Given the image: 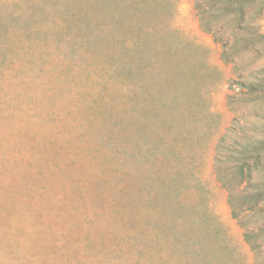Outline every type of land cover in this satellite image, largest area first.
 Here are the masks:
<instances>
[{"label":"rangeland","instance_id":"1","mask_svg":"<svg viewBox=\"0 0 264 264\" xmlns=\"http://www.w3.org/2000/svg\"><path fill=\"white\" fill-rule=\"evenodd\" d=\"M99 1L0 0V264H202L201 255L175 253L170 234L149 222L153 211L147 214L144 206L153 188L144 181H153L155 163L137 157L139 128L128 125L124 106L131 100L122 97L121 83L95 111L81 95L86 74H74L72 87L45 77L50 66L109 67L105 53L120 47L137 16L124 14L131 0ZM173 3L172 14L158 5L155 12H137L160 58L159 88H142L139 100L149 101L151 93L167 103L172 66L200 64L210 74L198 82L209 104L202 112L212 115L202 119L196 109H179L165 137H189L192 166L210 191L209 209L228 246L229 252H208L206 264H256L245 240L254 221L234 217L213 158L218 139L234 123L245 135L262 128L264 103L236 81L264 74V44L252 48L244 41L234 50L236 62H227L221 43L202 26L195 0ZM253 23L264 33V15ZM231 35L226 26L223 38ZM95 51L103 53L95 58ZM51 89L61 92L51 95ZM145 116L138 114L143 141L156 140L158 115Z\"/></svg>","mask_w":264,"mask_h":264},{"label":"trees","instance_id":"2","mask_svg":"<svg viewBox=\"0 0 264 264\" xmlns=\"http://www.w3.org/2000/svg\"><path fill=\"white\" fill-rule=\"evenodd\" d=\"M173 2L174 0H131L130 4H125V16L135 17L136 14L137 17L126 25L125 37L120 47L105 53L109 67L98 65L89 70L82 64L63 65L45 67L43 71L48 83L58 81L70 87L74 85V74L82 77L86 74L87 87L81 95L88 101L86 103L89 109L95 111L98 107L104 108L102 104L105 98L114 94L121 83L119 91L122 97L131 100V103H125L124 106V111L130 114L127 118L128 125L133 124L139 128L137 137L133 138L142 146L140 150H135L138 151L137 157L145 160L144 162L155 163V166L159 163L160 167L157 169L152 165L153 181H144V185L153 188L144 206L147 214L153 211L148 216L153 219L147 220L165 234H170L175 253L201 255L202 264H206L210 256L208 252L216 248L226 252L228 246L223 243L221 225L209 209L210 191L202 178L195 174L192 166L194 146L187 143L189 137L181 141L176 138L167 140L165 130H172L179 109H196L202 119L210 116L208 109L205 116L202 112L209 104L200 95L201 82H198L210 74L206 75L200 64L197 68L191 67L189 63L172 66L167 69L170 71L165 88L167 103L160 105L151 93L149 101L139 100L142 88L146 91H151L156 86L159 88L156 64L160 58L159 52L153 50L154 43L148 39L149 35L137 12H155L158 5L165 14H172L171 8H175ZM195 6L204 29L221 43L222 56L227 62H236L234 50L244 41L252 48L264 44V33L259 32L253 23L264 15V0H195ZM226 26L232 35L224 39L222 33ZM99 39L101 40V35ZM100 53L103 51H95L94 57ZM162 69L165 71V66ZM236 85L255 100L264 103V74L255 80L241 78L236 81ZM159 90L163 92L164 89L162 87ZM60 92L51 89V93H48L53 95ZM180 98L185 99L183 104ZM141 112H144L145 117L149 114L158 115L160 132L156 140L143 141L147 136L144 135L146 129L138 119ZM237 125L239 123H234L218 139L213 158L214 171L217 179L229 192L234 217L240 220L251 218L254 221L252 226H246L245 240L257 254L256 264H264L261 241L264 238V123L259 133L253 135H245V130L237 128ZM164 165L166 173L162 171Z\"/></svg>","mask_w":264,"mask_h":264}]
</instances>
